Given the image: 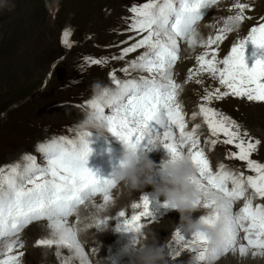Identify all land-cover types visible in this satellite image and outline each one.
I'll return each instance as SVG.
<instances>
[{
	"label": "snow or ice",
	"instance_id": "obj_1",
	"mask_svg": "<svg viewBox=\"0 0 264 264\" xmlns=\"http://www.w3.org/2000/svg\"><path fill=\"white\" fill-rule=\"evenodd\" d=\"M217 3L218 0H147L132 5L129 8L132 14L129 29L142 38L125 48L120 58L145 49L130 67L148 75L122 81L116 78V70L113 69L111 79L115 90L110 96L105 94L108 98L104 103L88 101L86 106L97 120L107 125L108 132L129 149L150 151L155 138L161 137V146L172 156L187 154L198 170L192 183L215 197L197 201L194 206L211 211V215L204 218L205 224L215 226L223 222L226 225L228 241L222 253L232 252L239 245L241 254L251 248L264 255V203L254 204L256 197L264 202V164L252 158L260 141L246 140L235 122L213 107L202 105L200 112L211 135L218 138L222 134L223 144L234 145L238 149V152H231L229 158L246 162L255 175L226 171L223 166L214 172L205 151L199 147L195 132L185 131V115L177 99L179 85L172 76V69L179 59L180 41H190L195 45L197 25L203 20L202 10ZM245 7L237 4L241 14L230 18L228 23L242 22ZM229 31L228 27L222 29L221 34L208 39L207 46L222 42L225 39L223 33ZM70 35L67 31L63 33L62 44L65 47H71ZM249 42L257 49H264V23L253 27L246 39L231 48L226 58L217 60L215 52L211 59L207 58L208 53L199 56L200 72H207L213 78L218 76L219 84L227 89L221 92L217 88L214 94L208 93L207 101L223 99L230 94L250 102L264 103V59H257L249 68L245 56ZM88 63L102 65L104 62L89 58ZM221 64L223 67L219 66ZM123 71L127 74L129 69L124 68ZM157 127L163 132H158ZM175 129L179 130V138ZM89 136V131H79L72 138L53 137L38 144L36 151L40 154V162L36 156L26 154L23 165L17 162L0 167V244L3 245L0 264H22L24 253L16 251L24 246L19 239L20 233L34 221L41 220L50 222L52 236L38 240V246L67 248L80 264H90L78 239V229L70 225L69 218L97 196L103 197L105 205L110 203L118 185L116 178L101 179L86 166L91 155ZM237 201H243V207L234 212ZM132 207L142 210L130 219L120 211L118 218L122 223L117 225V229L133 234V244H136L146 227L143 220H155L156 216L153 201L147 196ZM158 207L169 209L166 203ZM106 223L105 219H100L97 227ZM241 232L247 247L240 243ZM175 241L192 252L199 250L201 262L215 261L221 254L208 247L209 242L203 234L191 233L190 238H186L177 230ZM176 255H179V249ZM64 264H70V259Z\"/></svg>",
	"mask_w": 264,
	"mask_h": 264
},
{
	"label": "rangeland",
	"instance_id": "obj_2",
	"mask_svg": "<svg viewBox=\"0 0 264 264\" xmlns=\"http://www.w3.org/2000/svg\"><path fill=\"white\" fill-rule=\"evenodd\" d=\"M144 2H147V0H0V23L3 24L4 29V33L0 34V167L17 162L23 165L26 154L33 155L36 153L39 143L50 140L53 137H74L80 131L77 128V124L83 118L84 113L90 111L86 103L90 99L93 82L97 80L102 81L110 89L115 90L114 82L111 79L113 69L116 70V78L120 80L148 75L136 70L133 71L130 67L132 61L138 60L141 52L145 49H138L135 53H130L127 57L120 58V53L125 48L132 46L138 39L142 38L129 29L132 17L129 8L134 4ZM222 3L221 5L209 8L210 10H215L212 23L216 22L214 26H216L217 32L213 34L207 33L212 24L210 25V23L207 24L205 22V17H207L205 12H202L203 20L198 23L196 29V32L202 29V35L204 37L207 35L205 39L208 40L209 38L214 39L216 35L221 34L222 29L229 26L228 28L231 31L223 33L225 39L220 45H216L215 53L217 54V60L226 58L230 54L231 48L239 43L238 38L232 32V26L228 23L229 17L232 18L233 13H229L228 16L227 9H232V7L237 9V3H242L239 0H224ZM236 14L238 15L237 12ZM205 30L206 33H204ZM65 31L71 33L69 37L71 47H65L62 44L63 33ZM203 42L202 37V41L200 42L202 47H204ZM186 48H188V42L181 40L179 53L182 55V52ZM192 56L186 58V66L180 67L178 65L176 67V63H179L178 59L172 69L173 78L179 76L180 90L184 86L187 87L183 82L188 83L189 81L185 82V79L191 78V75L187 74L186 71L184 72L183 80L180 78V73L181 70H186L189 63L191 64L193 61ZM208 56L209 59L212 58L211 53ZM113 57L116 59H113ZM89 58L99 59L104 63L102 65H91L88 63ZM124 68L129 69L127 74L124 73ZM212 81L214 82L212 83ZM216 83L220 85L218 77L212 80L211 76L210 81H208V84H205V87L201 89V86L196 87L199 90L195 91L196 93H190L189 89L186 92L181 91L183 96L179 93L180 105L187 125L185 131H201L198 133L199 137L202 136L199 146L203 149L204 145H207L204 147L205 151L209 146L208 150L212 152V155L210 154L208 159L214 172H218L217 169L220 166L217 163H221L229 171H243L245 176L255 175L254 172L248 169L246 162L229 158L230 153L238 152V149L234 145L223 144L224 137L222 134L218 138L213 137L198 110V101L206 100L205 97L208 93L214 94L217 88H220L221 92H226L222 85L218 86ZM189 93L190 95H187ZM224 99L221 102L222 99L214 98L210 101V105L217 107L220 110L219 113L222 111L224 116L228 117L230 121L235 122L241 129L259 135L260 141L264 144V118L258 117L254 112H247L243 107L247 104L249 108L256 107L264 110V106L235 102L231 99L230 94L225 96ZM229 100L233 101L230 109L225 107ZM186 103H188V106ZM193 110L194 112L196 111V114H193ZM199 123L203 129L198 127ZM156 130L158 132L163 131L159 127ZM89 133L88 142H90L89 146L91 148L89 158L96 160L98 156V162L104 163L107 162V159L116 155L111 159L112 161L114 160L113 162L105 164V167L108 165L111 168L109 170L110 178L114 179L117 173L113 171V168L115 165L121 166L122 155L124 156L125 149L120 150L117 148L113 138H109V132H105L108 135L107 138L115 146L107 141H99V136H105L104 134L90 130ZM176 135L179 138V132ZM198 136L196 137L199 138ZM95 140L96 143L94 142ZM213 140L216 141L215 144L212 143ZM95 145L97 146L95 147ZM106 149L107 151H105ZM106 152H109L107 156L109 158L106 157ZM36 157L38 162H40V154ZM252 158L255 162L264 164V155L253 154ZM151 159L154 158L151 156ZM214 162L218 166L216 170H214ZM156 163L160 165L162 161ZM154 177L153 180L157 181ZM119 190V188H116L112 195L117 194ZM251 191L249 189V194H251ZM260 203L264 202L259 197H256L254 204ZM235 204H238V201ZM242 207L243 204L238 207L236 212H239ZM82 208H84V205L79 210ZM73 216L76 218H73ZM73 216L69 220L73 218L72 223L76 226L80 214L78 215L76 212ZM36 222L34 221L32 224L26 226L20 234H25L30 228H34V226L42 223ZM163 225L165 224L151 227L152 232L159 233L162 236L159 239L161 243H165L169 237H173V234L176 233L179 227L177 224L175 229H165L163 232H166V234L162 235V231L159 232L158 230ZM154 228L156 229L154 230ZM113 231L115 234H119V231H116L114 228ZM119 235L121 236V234ZM30 236V232H27L25 240L20 239L24 245V256L21 257V260L22 258L25 260H22V264L27 259V243ZM240 236V242L242 241V244L247 247V241L243 240V233ZM116 242L114 241L112 244L105 245V248L109 249L106 254V256L108 255L105 259L106 264H121L119 259L126 252H128L126 256L132 257L129 248L121 247V244ZM83 244L87 245L88 243ZM54 246L50 248H56ZM32 248H36L35 250L37 251V249L46 247L36 246V243H34L32 244ZM237 248H239V245ZM253 250L256 251V249ZM117 251L122 254L120 255ZM48 252L45 254H49ZM50 255L52 256L53 254L50 253ZM226 256L228 255L222 256V259ZM167 257L168 264H173L170 253L167 254ZM187 260H190V258H185L183 264H189ZM216 262L218 263L219 261ZM216 262L215 264H217ZM223 262L226 263L225 260ZM94 264H100V262L96 261ZM259 264H264V262H259Z\"/></svg>",
	"mask_w": 264,
	"mask_h": 264
},
{
	"label": "bare ground",
	"instance_id": "obj_3",
	"mask_svg": "<svg viewBox=\"0 0 264 264\" xmlns=\"http://www.w3.org/2000/svg\"><path fill=\"white\" fill-rule=\"evenodd\" d=\"M223 1L224 0L218 1L216 6L223 4L222 3ZM3 2L6 3L5 1H3ZM239 2H241L242 4H244L246 6L245 9H244V12H243V15H244L245 19L242 22L233 23V24H230V25L232 26V32L234 33V35L240 41L242 39H246L247 38V36L250 34L251 29L253 27H258L259 24L264 23V0H239ZM218 8H219V6H218ZM53 11H54V9H53ZM202 12H205L206 15H207V17H205L206 18L205 22L207 24L210 23V25L212 24V27H210V29H208L207 33L208 34L216 33L217 32V28H216V26H214V24L216 22L214 24L212 23L213 22L212 18L214 17L213 15L215 14V10L214 9L210 10L208 8L207 11H206V9H203ZM236 12L238 13V15L241 14L240 10L238 8L235 9V7H232V9L231 8L227 9L228 16H229V13H231V14L233 13V17H234L235 15H237ZM126 16H128V15H126ZM230 18L231 17H229V19ZM224 26H226V25H224ZM2 29H3V24L0 23V34L4 33L3 32L4 29L3 30ZM199 30H197V32H196L197 35H196V43H195V45H193L190 41H187L188 42V48H186L182 52V55H181V53H179V63H176V67H178V65L180 67L186 66L185 65L186 58L191 56V55H193L192 56L193 61L191 62V64L189 63L190 65L189 64L187 65L186 70L182 71L181 68H180V70H181V73H180L181 77L180 78H182L183 80H184V77H183L184 72L187 71V74L191 75L190 79L189 78L185 79V82L189 81L188 83H184L183 82V84H185L187 87L184 86L183 89L180 90L179 76H175L173 78L174 81L176 82V84L179 85V91H178V95H177V99H178L179 103H181L180 102L181 100H179V96H180L179 93H181V95H182L181 91H185L186 92L187 89H189L190 93H192V92L196 93L195 91L198 90L196 87L201 86L200 87V89H201L202 87H205V84H208V81H210L211 76L207 72L206 73L205 72H200V62H199L198 58H199L200 55H204L207 52H208V54L211 53V55H212V53L215 52L216 45L218 46V45L221 44V42H218L217 44H214L211 47H208L207 46V41L208 40L205 39V37L207 35L204 37L202 35V29H199ZM204 33H206V30H205ZM226 35H228V34H226ZM202 37H203V41H204L203 42L204 47H202V44H200V42L202 41ZM144 51L145 50H143L141 52V54H143ZM221 56H222V54H221ZM245 56H246V63L248 64L249 68H251V67L254 66V64H255L257 59H264V49H257L253 44H251V42H249L247 44V46H246ZM208 57L209 56H207V58ZM180 59H181V61H180ZM219 66L223 67L222 64L219 65ZM191 68H192V70H191ZM133 73H135V72H133ZM212 80H214L213 77H212ZM213 82L214 81H212V83ZM218 86H220V85H218ZM225 90L227 91L226 88H225ZM190 93L187 94V95H190ZM230 96H231V99H233L235 102L248 103V104L249 103L250 104H258V105L264 106V103H262V102H250L246 98H237V97H234L232 95H230ZM184 97H185V95H184ZM228 98H230V97H228ZM225 99L223 98L221 100V102H223ZM182 102H183V100H182ZM232 102H233L232 100H229L228 103H226L225 107L230 109V105L232 104ZM186 105L188 106V103H186ZM198 105H199V107H198L199 111H200V107L202 105L206 106V107H213L216 111H218V112L220 111V110L217 109V107H215L213 105H210V102L206 101V100L198 101ZM243 107H244V110H246L247 112H252V113L254 112V114L258 115V117L261 116L262 118H264V110L258 109L256 107L255 108H252V107L249 108V106H247V104H246V106H243ZM236 109H237V107H236ZM239 110H240V108H239ZM195 112L193 110V114H196ZM220 113L222 114L223 112L221 111ZM200 114H201V112H200ZM199 121H200V119H199ZM195 127H196V125H195ZM198 127H201L200 123L198 124ZM238 130H239V132L243 135V137L246 140H251L253 143H255V141H257V140L260 141L259 135L246 132L245 130L241 129L240 127H238ZM90 131H96V130L95 129H91ZM162 132L163 131H161V133ZM199 132H201V131L195 132L196 136H198ZM103 134L105 136L100 135L99 136V139H100L99 141H102V142L103 141H107V142L113 144L112 142H110L108 140L109 138H113V140L115 142V145L117 146L118 149H120V150L121 149H125L124 144L118 138H116L115 136L111 135V133H108L109 138H107L108 135H106V133H103ZM201 139H202V136L198 138L199 141H201ZM96 140L94 141L95 143H96ZM99 141H97V142H99ZM262 143L263 142L260 141V145L258 146L257 151L255 153H253V154L264 155V144H262ZM96 146L97 145H95V147ZM206 146L204 145V147H206ZM204 147H203V149L205 151ZM208 147H207V150L205 151V153H206V156H208V158H209V155L212 152H209ZM162 148H164V147L161 146L160 148L156 149L155 152L153 150V151H151L149 153L150 158H151V156H152V158H154V159H152V160H154V162H159L160 163L161 161H164V160H166L168 158V151L166 149L162 150ZM105 151H107V149ZM108 153L106 152V157L108 156ZM38 154L39 153L36 151V153H34L33 155L37 156ZM115 156L116 155L112 156L111 158H109V157H107V158H109L108 160H111ZM122 157H123V155H122ZM213 165H214V168H215L214 170H216L217 167H218L216 162H214ZM119 168H120V165H117V166L115 165L114 168H113L114 169L113 171L118 173ZM219 169L220 168H218L217 171H219ZM115 178H116V176H115ZM154 178L157 179V181L154 179L156 182H159V179H160L159 175L155 176ZM110 179H112V178H110ZM229 186L231 187V185H229ZM143 196H147L151 201H153L154 214L156 216L155 220H148V219L143 220V223L146 225V227L143 229V232H147L148 230L152 231L151 227L154 226V225L156 226V225L165 224V225H163L161 227L160 230H158L159 232L162 231V235H164V234H166V232H163V230H165V229L172 230L171 228L175 229L177 224H178L179 227H178L177 230H180L182 232V234H184L186 236V238H190L191 233H189L187 231L186 225H184L182 223L181 215H180L179 212H177L175 210L165 209L163 207H158V205H163L165 203V200H164V197L157 196V194H156V192H155L153 187L146 186L142 191L135 192V193H132V194H129L127 191H124L123 193H121L120 190H119L117 194L113 195V198H115V204L114 205L108 204L106 211H100L99 213H96V209L92 207L93 203L96 206L105 205L103 197L102 196H97V197L93 198L91 201H89L88 203H86L88 205V209L87 210H85V207L82 208L81 210H79L80 218H79V221H78L76 226H74V223H72L73 218L75 216H73V218L69 220L70 225L73 228L78 229V239H79L82 247L84 246V248H85V253H86V256H87L88 260L90 261V264H94V262H96V261L100 262V264H106V260L105 259L108 256V255L106 256V254H107V250H109V249L105 248L106 247L105 245L106 244H112V242H114V241L115 242L117 241L118 244H121L120 245L121 247L123 246V247H126V248L134 249L135 245L133 244V234L127 233V232H124L122 230H118L117 229V225L122 223V221L118 218V214H119L120 211H124L126 213V218H129V219L131 218L132 215L137 214L142 209H134L132 207V205L135 204V203L141 202ZM152 196H155V197H152ZM140 197H141V199H140ZM157 203H159V204H157ZM242 204H243V201H238V204H234V207H233L234 212H236L238 210V207L240 205H242ZM209 211H210L209 209H205V208H203L201 206L200 208L194 210V212L192 213V218H193V220H196L199 216L207 215ZM91 214H95L96 215L95 220L91 219ZM74 215H75V213H74ZM100 219H105L107 221V223L104 226H102V227H97V224H98ZM38 222H42V223L40 225H38V226H34V228H30L27 231V232H30L31 236L28 238V243H27L28 254H27V259H26L25 263L26 264H64L65 260L70 259V264H80V262L77 259L72 258V253L67 248H62V247L56 246V248H54V249H51L50 247L40 248V249H37V251L35 250L36 248L33 249L32 248V244L36 243V246H38V244H37L38 240L51 238V236H52V230L50 228V222H48L47 220H45V221L41 220V221H37L36 223H38ZM85 225H89V227H85ZM113 228L116 231L118 230L119 234H121V236L119 234H115L114 231H113ZM155 229L156 228H154V230ZM27 232L25 234H20L19 239L25 240V238H26L25 235L27 234ZM156 232H157V230H156ZM241 233H243V232H241ZM156 235H157L158 239H160L162 237V236H160L159 233L156 234ZM243 235H244V233H243ZM83 243H88V244L84 245ZM240 243L242 244L243 242L241 241ZM162 244L164 245L167 254L168 253L171 254L172 260H173V264H183L184 259L185 258L187 259V257L190 258V260H187L188 263L190 264V262L192 261L193 257L198 254L197 252H192L190 249H186L183 246V244L176 242L175 241V233L173 234V237L172 236L169 237V239L166 240L165 243H162ZM177 249H179V255H176V250ZM23 250H24L23 248L22 249H18V251L24 252ZM0 251H3V245L2 244H0ZM46 252H48L49 254L46 255L45 254ZM117 252L120 255L122 254L119 251H117ZM50 253H52L53 255L51 256ZM58 253H59V256H58ZM126 253H128V252H126ZM126 253H125V255L123 254L122 255L123 257H121L119 259L120 263L121 264H132V257H129L128 254H127L128 256H126ZM224 255H228V256H226L224 259H222V256H224ZM102 259H103V261H102ZM228 259H229V261H227ZM22 260H23V258H22ZM224 260L226 261V263L223 262ZM216 261H219V262L217 263ZM215 262L217 264H259V262L260 263L264 262V255L260 254L259 251H257V250L255 251V250L250 249V248H249L247 253L241 254L239 252V248H236V250H234L232 252H229L228 254L221 253L219 258L217 260H215V261H212V262H209V261L201 262V261H199V264H215ZM170 264H172V263H170Z\"/></svg>",
	"mask_w": 264,
	"mask_h": 264
},
{
	"label": "clouds",
	"instance_id": "obj_4",
	"mask_svg": "<svg viewBox=\"0 0 264 264\" xmlns=\"http://www.w3.org/2000/svg\"><path fill=\"white\" fill-rule=\"evenodd\" d=\"M112 92L113 90L102 81H94L89 101L104 103L108 98L105 94L108 93L110 96ZM77 128L80 131L95 129L102 134L108 132L107 125L103 121L97 120L91 111L84 113ZM161 145L162 138L157 137L150 151L132 150L125 147L121 166L116 174L117 188L121 193L127 191L132 194L142 191L146 186L153 187L157 196L164 197L170 210L180 213L182 223L186 225L189 233L203 234L209 242L208 247L222 253L228 241L226 225L223 222L217 223L215 226L205 224L204 218L211 215V211L207 215L199 216L196 220L192 218V213L198 209L194 206L197 201L215 197L199 190L198 186L192 183L193 177L198 175V170L187 154L172 156L168 153V158L157 165L150 158L149 153L160 148ZM156 175L160 177L159 182L153 180ZM108 204L114 205L115 198H112ZM107 205L96 206L93 203L92 207L96 209V213H99L106 211ZM84 207L85 210L88 209L87 204ZM77 214L79 215V209ZM95 218L96 215L91 214V219L95 220ZM85 227H89V225H85ZM138 239L139 242L134 244V249L129 248L132 264H168L166 249L156 233L141 232ZM190 264H199L198 254L193 257Z\"/></svg>",
	"mask_w": 264,
	"mask_h": 264
}]
</instances>
